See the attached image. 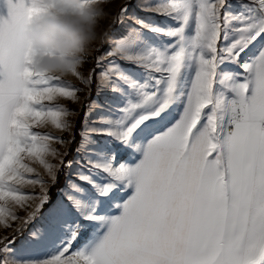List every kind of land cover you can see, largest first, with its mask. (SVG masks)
<instances>
[{
    "label": "snow or ice",
    "instance_id": "snow-or-ice-1",
    "mask_svg": "<svg viewBox=\"0 0 264 264\" xmlns=\"http://www.w3.org/2000/svg\"><path fill=\"white\" fill-rule=\"evenodd\" d=\"M85 5L101 10L103 40L65 78L34 72L53 53L20 35L51 0H0V264H264V0ZM93 88L125 97L116 119L88 124ZM65 101L87 109L77 151L104 135L141 158L106 153L73 171L80 112Z\"/></svg>",
    "mask_w": 264,
    "mask_h": 264
},
{
    "label": "clouds",
    "instance_id": "clouds-1",
    "mask_svg": "<svg viewBox=\"0 0 264 264\" xmlns=\"http://www.w3.org/2000/svg\"><path fill=\"white\" fill-rule=\"evenodd\" d=\"M52 14L42 15L27 24L20 33L22 41L37 52L32 65L36 73L71 78L82 67V60L102 40L103 14L99 8L91 15V5L80 7L82 0H51Z\"/></svg>",
    "mask_w": 264,
    "mask_h": 264
},
{
    "label": "rangeland",
    "instance_id": "rangeland-1",
    "mask_svg": "<svg viewBox=\"0 0 264 264\" xmlns=\"http://www.w3.org/2000/svg\"><path fill=\"white\" fill-rule=\"evenodd\" d=\"M233 10L239 11L238 6L234 7ZM145 19L150 23L153 21H155L156 23H160V20L158 18H154L149 15H145ZM109 26L110 25L106 23L105 29H107ZM146 35H149V40L152 44H158L160 42L156 38L151 37L150 34H146ZM119 63L121 64L122 67L130 68L131 75L135 79H142L143 74L138 69H136L135 66L125 65L123 61H119ZM90 66L91 65L89 64L87 67H90ZM73 82L75 83V81ZM124 91L127 92V89L125 88ZM124 99L125 97L121 93H118V92H112L108 89H105L97 93V91L95 90V93L91 101H95L99 103L101 107L91 112V114L87 118L88 124L90 125L92 121L97 120L100 117L116 119L118 116V113L115 111V109L123 105ZM65 103L67 104V107L70 109H75L76 111L80 110V105L78 104H73L67 101H65ZM84 121H85V116H84L83 123ZM83 123H82V126H83ZM60 134L61 133H57V135H60ZM63 135L66 140L71 139V134L63 133ZM81 143L82 141H81V136H80V141L78 145H80ZM124 149H125L124 145L119 144L117 141L113 140L111 137L104 136V135H92L83 141V148L81 151L76 150L75 155L72 159L73 171H75L78 167L85 165L86 160L104 159L106 156V153H110L112 155L118 154L120 163H124L128 166H134V164L136 163V160L138 159L140 155L139 154L133 155L132 150H124ZM68 178H69V173L67 171L63 186L57 191L56 199L49 207L56 204L62 197L63 195L62 190L66 187ZM97 179L99 180L101 179V177H97ZM130 187L131 186H129L125 192H118V196L114 198L112 201H110L108 204H106L105 210L107 211L109 215H118V213L120 212V209L116 207H112V204L119 202L121 198L125 199L129 194ZM48 208L44 211H47ZM22 238H23V235L21 236V239Z\"/></svg>",
    "mask_w": 264,
    "mask_h": 264
},
{
    "label": "trees",
    "instance_id": "trees-1",
    "mask_svg": "<svg viewBox=\"0 0 264 264\" xmlns=\"http://www.w3.org/2000/svg\"><path fill=\"white\" fill-rule=\"evenodd\" d=\"M94 93H95V88H93L92 95L89 98L90 101L92 100V97H93ZM85 111H87V109L82 110V111L79 110L80 115L77 117V119L75 121L76 139L73 142V144L71 145V149L72 150H71L70 154L67 156V159L68 160H72L73 159V157L75 155V152H76V149H77V146L79 144V141H80V131H81L82 123H83V120H84ZM66 173H67V169H64L61 172V174H60L59 183L56 184L54 187H51V189H50V197H51L50 204L48 206H46V208L44 210H46L54 202V200L56 199V193H57V191L60 188H62L63 183L65 181Z\"/></svg>",
    "mask_w": 264,
    "mask_h": 264
},
{
    "label": "crops",
    "instance_id": "crops-1",
    "mask_svg": "<svg viewBox=\"0 0 264 264\" xmlns=\"http://www.w3.org/2000/svg\"><path fill=\"white\" fill-rule=\"evenodd\" d=\"M2 11H3V9H0V12H2ZM140 158H141V156L138 157V159L136 160V162H137ZM133 193H134V186H131V187H130L129 194H128V196H127L126 198L130 197ZM126 198H125V199H126ZM118 214H119V213H118Z\"/></svg>",
    "mask_w": 264,
    "mask_h": 264
}]
</instances>
